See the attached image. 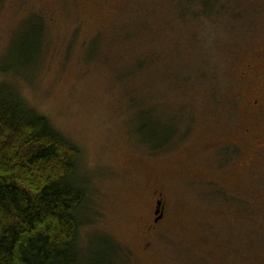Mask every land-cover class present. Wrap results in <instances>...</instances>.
Returning a JSON list of instances; mask_svg holds the SVG:
<instances>
[{"label": "rangeland", "instance_id": "1", "mask_svg": "<svg viewBox=\"0 0 264 264\" xmlns=\"http://www.w3.org/2000/svg\"><path fill=\"white\" fill-rule=\"evenodd\" d=\"M0 83L80 149L79 264H264V0H0Z\"/></svg>", "mask_w": 264, "mask_h": 264}, {"label": "trees", "instance_id": "2", "mask_svg": "<svg viewBox=\"0 0 264 264\" xmlns=\"http://www.w3.org/2000/svg\"><path fill=\"white\" fill-rule=\"evenodd\" d=\"M191 6L182 9L197 12ZM80 154L14 86L0 83V264H79L78 215L88 201Z\"/></svg>", "mask_w": 264, "mask_h": 264}, {"label": "flooded vegetation", "instance_id": "3", "mask_svg": "<svg viewBox=\"0 0 264 264\" xmlns=\"http://www.w3.org/2000/svg\"><path fill=\"white\" fill-rule=\"evenodd\" d=\"M38 1L50 3V2H54L55 0H38ZM158 203H160V206L162 205L161 201H158ZM157 211L159 214L157 213ZM157 211H156V213L159 215V217L156 219V221L158 222L159 220H161L163 218L164 213L161 209H158Z\"/></svg>", "mask_w": 264, "mask_h": 264}, {"label": "water", "instance_id": "4", "mask_svg": "<svg viewBox=\"0 0 264 264\" xmlns=\"http://www.w3.org/2000/svg\"><path fill=\"white\" fill-rule=\"evenodd\" d=\"M158 205L160 206V203H158ZM157 213H158V211H157Z\"/></svg>", "mask_w": 264, "mask_h": 264}]
</instances>
